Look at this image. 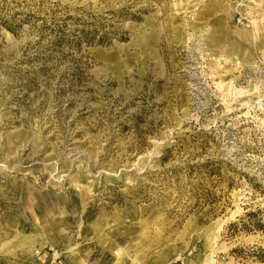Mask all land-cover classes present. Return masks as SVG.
<instances>
[{
	"label": "rangeland",
	"instance_id": "374dc122",
	"mask_svg": "<svg viewBox=\"0 0 264 264\" xmlns=\"http://www.w3.org/2000/svg\"><path fill=\"white\" fill-rule=\"evenodd\" d=\"M119 249L264 264V0H0V264Z\"/></svg>",
	"mask_w": 264,
	"mask_h": 264
},
{
	"label": "bare ground",
	"instance_id": "6f19581e",
	"mask_svg": "<svg viewBox=\"0 0 264 264\" xmlns=\"http://www.w3.org/2000/svg\"><path fill=\"white\" fill-rule=\"evenodd\" d=\"M25 135V134H24ZM117 255V261H116V264H120V262H122L123 258H124V255H125V250H120L116 253Z\"/></svg>",
	"mask_w": 264,
	"mask_h": 264
}]
</instances>
